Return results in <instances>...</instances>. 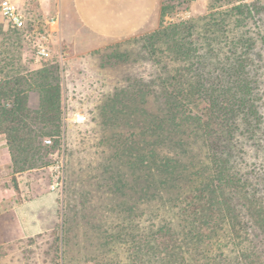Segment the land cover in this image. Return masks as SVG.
I'll list each match as a JSON object with an SVG mask.
<instances>
[{"label": "trees", "instance_id": "16d2710c", "mask_svg": "<svg viewBox=\"0 0 264 264\" xmlns=\"http://www.w3.org/2000/svg\"><path fill=\"white\" fill-rule=\"evenodd\" d=\"M248 6L237 8L241 20L250 13ZM193 27L185 21L167 29L170 56L184 67L131 84L103 108L105 123L127 128L107 138L109 157L101 164L112 192L107 205L117 214L150 218L133 240L140 264H262L264 170L255 179L243 172L234 141L258 133L253 77L246 58L214 62L210 29L203 37L206 49L200 50L197 38L185 35ZM10 32L0 30L5 52L0 65L6 69L0 70V133L6 135L13 170L23 171L51 164L45 158L61 144L64 95L57 64L13 68L6 55ZM30 91L38 94L34 109ZM46 137L50 144L43 142ZM213 237L234 254H204L212 251Z\"/></svg>", "mask_w": 264, "mask_h": 264}, {"label": "rangeland", "instance_id": "374dc122", "mask_svg": "<svg viewBox=\"0 0 264 264\" xmlns=\"http://www.w3.org/2000/svg\"><path fill=\"white\" fill-rule=\"evenodd\" d=\"M242 3L249 4L250 9L244 20L237 10ZM189 9V16L179 19L171 1L163 0L159 22L153 28H144L120 39L96 41L86 36L75 23L72 31L79 34L77 44L57 39L49 41L50 56L38 57V63L39 67L51 63L59 66L64 95L61 144L45 158L51 164L57 160L63 162V184L55 190L59 195V222L37 235L7 236L0 243V264H140L134 258L133 240L138 235V226H147L150 218L148 215L140 219L138 215L117 214L107 205L113 203L111 189L102 179L101 164L109 157L107 138L126 127L105 123L103 108L116 94L121 97L133 84L141 80L149 82L166 68L185 66V62L174 61L170 56L167 29L173 24L190 21L193 30L186 31L185 35L191 34L189 39L197 38L199 46L203 47L200 50L206 49L203 37L208 35L206 29L209 28L214 36V62L220 60L222 64L227 58L247 59V68L253 77L251 88L256 93L261 118L257 134L236 136L234 141L239 149V168L254 179L262 176L264 0H196ZM36 21H30L27 28H35ZM10 31L6 55L11 57L13 68L31 69L29 62L37 56L36 37L24 40L22 32L13 28ZM240 37L247 44H243ZM28 104L37 108L36 91L28 93ZM76 113H82L85 120L74 121ZM42 171L50 181L48 166H43ZM259 193L264 200V181L259 184ZM117 198L123 200L121 196ZM102 228L106 233L99 236L97 231ZM121 232L123 239L110 236L119 234L122 237ZM214 239L209 246L212 251L204 254L208 257L217 253L223 257L226 253L234 254Z\"/></svg>", "mask_w": 264, "mask_h": 264}, {"label": "crops", "instance_id": "0c3cea01", "mask_svg": "<svg viewBox=\"0 0 264 264\" xmlns=\"http://www.w3.org/2000/svg\"><path fill=\"white\" fill-rule=\"evenodd\" d=\"M10 1L23 14L25 31L31 33L30 38L47 32L52 42L57 39L77 44L79 34L72 31L75 23L96 41L120 39L155 27L163 0ZM35 19L38 30L36 27L28 29L30 21ZM10 28L0 11V30L6 32ZM26 32L22 31L24 40L28 39ZM1 40L2 36L0 43ZM83 43L87 45V40ZM2 56L5 57V52L0 48V58ZM29 63L31 69L40 66L38 56ZM0 70L4 73L5 66L0 65ZM42 170L43 167H37L14 171L6 135L0 133V243L12 234L24 237L43 233L59 222V195L49 188L50 181Z\"/></svg>", "mask_w": 264, "mask_h": 264}, {"label": "built area", "instance_id": "2783aa9c", "mask_svg": "<svg viewBox=\"0 0 264 264\" xmlns=\"http://www.w3.org/2000/svg\"><path fill=\"white\" fill-rule=\"evenodd\" d=\"M176 8L175 16L179 19H184L190 14V5L196 0H169ZM0 11L3 17L8 21L9 25L20 32L25 31V19L18 6L10 0H1L0 1ZM34 32V31H33ZM28 38L31 35L28 32L25 34ZM49 33L40 32L36 36L35 41V52L36 55L40 58H47L50 56L49 49ZM73 120L76 122H83L85 117L82 113H76L73 117ZM46 144L51 143L50 138L44 139ZM50 172V183L49 188L51 190H58L63 184V162L55 161L50 166H48Z\"/></svg>", "mask_w": 264, "mask_h": 264}, {"label": "water", "instance_id": "95a60500", "mask_svg": "<svg viewBox=\"0 0 264 264\" xmlns=\"http://www.w3.org/2000/svg\"><path fill=\"white\" fill-rule=\"evenodd\" d=\"M35 30H38V28L36 27Z\"/></svg>", "mask_w": 264, "mask_h": 264}]
</instances>
